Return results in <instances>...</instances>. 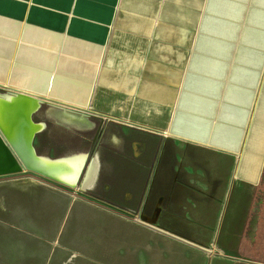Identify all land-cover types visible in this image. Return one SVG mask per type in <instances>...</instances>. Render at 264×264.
<instances>
[{"label": "crops", "instance_id": "0c3cea01", "mask_svg": "<svg viewBox=\"0 0 264 264\" xmlns=\"http://www.w3.org/2000/svg\"><path fill=\"white\" fill-rule=\"evenodd\" d=\"M202 11L183 73L152 80L148 123L116 115L76 187L0 184V264H264V0Z\"/></svg>", "mask_w": 264, "mask_h": 264}, {"label": "rangeland", "instance_id": "374dc122", "mask_svg": "<svg viewBox=\"0 0 264 264\" xmlns=\"http://www.w3.org/2000/svg\"><path fill=\"white\" fill-rule=\"evenodd\" d=\"M205 2L0 0V44L14 46L4 62L8 71L13 72L20 49L37 47L38 54H47L54 63L48 69H53L55 74L70 70L69 80L75 77L73 82L84 86V90L96 85L97 92L105 74L110 75L121 87V103L126 105L131 97L124 88L126 82L137 77L142 81L147 68H163L166 75L183 73ZM126 62L141 68H128ZM7 90L10 89L0 87L1 93ZM36 94L47 102L34 115L36 122L47 126L33 142L40 155L59 157L80 153L91 143L101 142L109 126L122 122L106 115L91 118L94 128H78L56 116L58 110L53 104L61 103L59 99ZM32 178L48 182L34 173L23 172L0 178V184ZM261 189L256 200H263L264 204V186Z\"/></svg>", "mask_w": 264, "mask_h": 264}, {"label": "bare ground", "instance_id": "6f19581e", "mask_svg": "<svg viewBox=\"0 0 264 264\" xmlns=\"http://www.w3.org/2000/svg\"><path fill=\"white\" fill-rule=\"evenodd\" d=\"M0 44V87L8 88L6 92H0V129L4 131L10 139L17 141H30L32 136H36L46 130L44 123H38L34 120V115L40 112L46 100L36 93L49 95L60 100L61 103H52L57 108L56 116L65 120L68 124L78 128H94L95 125L91 118L106 116L104 112L116 115L123 113L127 107L135 112L139 117H145V123H148V116L153 109L155 100L154 85L152 80L162 76L161 68L149 67L144 74L142 81L139 77L135 81H127L124 88L129 92L131 98L139 99L137 106H132L128 101L125 107L121 103L122 94L119 93L120 86L113 77L105 74L101 81V87L96 92L92 85L88 90L84 86H77L74 78L69 77L70 70H65L61 74L54 73V70L47 68L54 64L50 58L42 53H37V47H25L21 50L15 64V70L8 71V64L4 58L14 50L13 47ZM31 52V54H29ZM36 53V54H34ZM128 68L133 69L129 62ZM114 64V63H113ZM126 67V64L124 65ZM141 68V67H140ZM56 72V71H55ZM67 72V73H66ZM13 73V74H11ZM111 80V81H110ZM104 87V88H103ZM109 87V89H106ZM16 88V89H15ZM81 106H84L82 108ZM152 117V116H151ZM118 119V118H117ZM121 119V118H120ZM122 120V119H121ZM132 122V119H127ZM29 143V142H28ZM30 147V155L33 158V165L40 169L44 174L38 173L40 177L50 178L53 181L76 187L81 176L82 170L87 161V153L66 155L65 157L53 158L40 155L35 147V151ZM97 167V161L89 164L86 171L84 186H87L94 176V169ZM30 172L22 167L16 159L13 158L7 144L0 137V178L17 175V173Z\"/></svg>", "mask_w": 264, "mask_h": 264}, {"label": "water", "instance_id": "95a60500", "mask_svg": "<svg viewBox=\"0 0 264 264\" xmlns=\"http://www.w3.org/2000/svg\"><path fill=\"white\" fill-rule=\"evenodd\" d=\"M0 137H2L3 141L9 147V150L11 151V154H12L13 158L16 159V161L22 167H24L25 169L31 171L32 174L34 173V174L37 175L38 173H41L42 172L35 165L32 166V164H33V160L32 159L33 158L30 155V152L31 151H30V147L28 145L30 143L31 144V148H33V151L36 152L35 151V148H34V143H33V139H34L35 135L32 136V138L30 139V141H22L21 140V142L17 141L15 143L14 139H10L8 137V135L4 131H2L0 129ZM42 174H44V173L42 172ZM43 178H45L47 180H52L50 178L49 179L46 178L45 176Z\"/></svg>", "mask_w": 264, "mask_h": 264}]
</instances>
